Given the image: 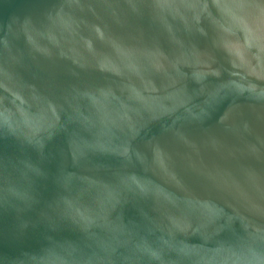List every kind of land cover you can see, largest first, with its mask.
Returning a JSON list of instances; mask_svg holds the SVG:
<instances>
[{
	"label": "water",
	"instance_id": "95a60500",
	"mask_svg": "<svg viewBox=\"0 0 264 264\" xmlns=\"http://www.w3.org/2000/svg\"><path fill=\"white\" fill-rule=\"evenodd\" d=\"M0 264H264V0H0Z\"/></svg>",
	"mask_w": 264,
	"mask_h": 264
}]
</instances>
